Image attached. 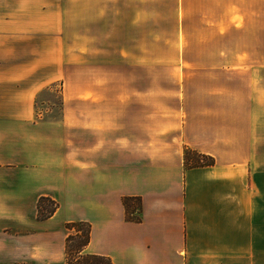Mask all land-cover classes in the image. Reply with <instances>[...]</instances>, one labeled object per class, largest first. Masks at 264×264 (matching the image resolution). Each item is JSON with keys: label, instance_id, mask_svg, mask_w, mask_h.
I'll return each mask as SVG.
<instances>
[{"label": "crops", "instance_id": "obj_1", "mask_svg": "<svg viewBox=\"0 0 264 264\" xmlns=\"http://www.w3.org/2000/svg\"><path fill=\"white\" fill-rule=\"evenodd\" d=\"M263 19L264 0H0V264H65L72 220L89 223L85 251L113 264H264L261 76L224 58L169 90L134 69L143 51L131 57L177 45L151 32L260 31ZM88 48H113L111 69L79 76L59 119L36 117L37 91L59 78L39 65L82 66ZM185 146L214 163L184 168ZM41 195L58 207L38 220ZM124 196L140 197L139 222Z\"/></svg>", "mask_w": 264, "mask_h": 264}, {"label": "rangeland", "instance_id": "obj_2", "mask_svg": "<svg viewBox=\"0 0 264 264\" xmlns=\"http://www.w3.org/2000/svg\"><path fill=\"white\" fill-rule=\"evenodd\" d=\"M262 26L264 28V19ZM151 34V38H165L169 39L170 42H173L174 39L177 40L175 46L158 45L131 49V57L134 58L132 60L135 62L137 60L141 62L142 51L144 57H149V61L145 60L139 68L135 67L134 69H143L151 73V87L158 85L171 90L175 86L174 76H181L182 71L222 70L225 68L224 66H229V62L226 61L231 60V58H234V62L231 60V64L236 66L237 70L254 71L253 76L258 77L260 75V81L264 85V29L243 32H179L178 35L175 32L166 31L151 32ZM186 43L189 45L185 46ZM93 49H103V52L96 53V55L94 51L89 53ZM112 49L88 48V53L81 58L82 66L77 63L78 61L69 63L67 67L64 64L59 66V64L52 63L39 65V78L57 72L59 78L37 91L34 101L35 116L42 119H59L62 114L63 94L65 92L75 93L78 82L84 81L79 76L88 73L93 64H98V70H110L108 64L114 58ZM117 49L121 50V48ZM238 56L239 58L245 56V61L242 62L241 59H237ZM224 58H227L226 61ZM103 64L108 66H103ZM63 72L67 76H63ZM198 81L204 80L198 79ZM130 204L135 209L127 210V215L134 216L137 202L133 200L130 201ZM69 209L73 213L77 210V206H69Z\"/></svg>", "mask_w": 264, "mask_h": 264}, {"label": "trees", "instance_id": "obj_3", "mask_svg": "<svg viewBox=\"0 0 264 264\" xmlns=\"http://www.w3.org/2000/svg\"><path fill=\"white\" fill-rule=\"evenodd\" d=\"M183 167L207 166L214 163L211 155L196 151L190 147L183 148ZM136 201V214L134 216L127 215V210L135 209L130 201ZM122 204L125 211V219L128 221L139 222L141 202L139 196H124ZM58 202L48 195L38 197L36 203V218L38 220L46 219L57 209ZM67 235L64 242L65 264H113L108 256L89 253L85 251V247L89 242V223L83 220H72L64 223Z\"/></svg>", "mask_w": 264, "mask_h": 264}]
</instances>
